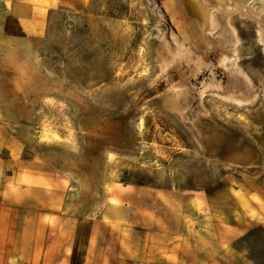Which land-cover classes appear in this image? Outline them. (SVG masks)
<instances>
[{
  "label": "rangeland",
  "instance_id": "rangeland-1",
  "mask_svg": "<svg viewBox=\"0 0 264 264\" xmlns=\"http://www.w3.org/2000/svg\"><path fill=\"white\" fill-rule=\"evenodd\" d=\"M205 1L216 26L201 42L165 0L57 7L37 35L4 33L0 6L4 134L54 168L76 216L124 191L123 264H264V233L238 224L230 239L211 219L264 179V0Z\"/></svg>",
  "mask_w": 264,
  "mask_h": 264
},
{
  "label": "crops",
  "instance_id": "crops-1",
  "mask_svg": "<svg viewBox=\"0 0 264 264\" xmlns=\"http://www.w3.org/2000/svg\"><path fill=\"white\" fill-rule=\"evenodd\" d=\"M84 2L0 0L2 30L6 33L13 23L20 33L41 34L50 10ZM21 153L0 121V264H123L124 232L133 229L134 214L124 191L115 187L97 213L76 216L66 207L67 185L59 182L54 168L39 156L24 158ZM252 185H242L237 216L234 206L222 221L211 216L228 225L230 239L239 233L238 224L264 233V179ZM158 223L154 218L155 227ZM218 254L211 255V264H219ZM227 256H235L234 250L228 249ZM249 264L258 262L251 259Z\"/></svg>",
  "mask_w": 264,
  "mask_h": 264
},
{
  "label": "bare ground",
  "instance_id": "bare-ground-1",
  "mask_svg": "<svg viewBox=\"0 0 264 264\" xmlns=\"http://www.w3.org/2000/svg\"><path fill=\"white\" fill-rule=\"evenodd\" d=\"M202 1L206 2L205 0H165L164 7L172 15V18L175 24L177 25L178 30L182 33V35L180 36H183L184 39L191 40V41L198 40V42L204 41L203 34L205 33V31L211 30L212 28L216 26L215 17L211 14L207 5ZM184 39L183 40L181 39L182 42H184ZM187 40L186 42H188ZM261 40L264 41V38H262ZM181 49H184V48H181ZM186 50L188 51L189 49H186ZM225 59L226 57L222 59V62H224Z\"/></svg>",
  "mask_w": 264,
  "mask_h": 264
}]
</instances>
